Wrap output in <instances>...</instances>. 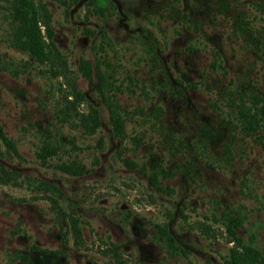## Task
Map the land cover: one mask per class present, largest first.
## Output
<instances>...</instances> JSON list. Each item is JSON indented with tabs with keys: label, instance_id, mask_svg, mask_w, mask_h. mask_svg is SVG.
Listing matches in <instances>:
<instances>
[{
	"label": "rangeland",
	"instance_id": "rangeland-1",
	"mask_svg": "<svg viewBox=\"0 0 264 264\" xmlns=\"http://www.w3.org/2000/svg\"><path fill=\"white\" fill-rule=\"evenodd\" d=\"M10 1L0 0V129L16 153L0 137L12 178L0 183V264H234L214 218L226 210L264 253V130L246 131L237 112L264 97V0H105L102 14L94 0H42L83 92L74 109L63 77L14 45ZM89 106L99 124L85 133L77 114ZM44 142L56 149L46 163ZM61 160L85 170L62 172Z\"/></svg>",
	"mask_w": 264,
	"mask_h": 264
},
{
	"label": "trees",
	"instance_id": "trees-1",
	"mask_svg": "<svg viewBox=\"0 0 264 264\" xmlns=\"http://www.w3.org/2000/svg\"><path fill=\"white\" fill-rule=\"evenodd\" d=\"M106 8L105 0H94V13L102 14ZM9 9L14 22L12 35L14 45L26 51L38 64H45L46 69L52 75L63 77L68 94L72 95V99H66L70 103V107L74 109L73 102L84 99L83 92L76 87L74 79L69 74L70 71L65 57L58 50L52 39V29L49 26L50 14L45 3L42 0H11ZM94 67L96 86H101V72L97 64ZM78 69L91 83L90 61L81 58ZM252 98L254 99H251L250 106H244V103H242L237 107V112L240 115L239 124L246 131H256L259 128L264 130V97L252 95ZM104 100L109 111V121L114 134L121 138L124 134L123 118L116 110L114 100L106 97ZM77 118L85 133L94 132L99 124L97 110L93 106H89L86 112H79ZM262 136H264V132ZM0 137L6 147L16 153L12 140L1 129ZM54 153H56L55 147L51 146L49 142H44L37 155L42 162L46 163V159ZM55 167L68 174H80L85 170L84 164L76 160H61L55 163ZM10 173L0 162V183L9 182L12 179ZM40 182L45 185V188L57 189L52 183L43 180H40ZM214 218L224 225L227 237L232 242L229 247V259L232 263L264 264V253L252 244V240L247 242L237 233L236 229L242 225V220L236 212L232 213L230 210H226ZM75 224V222L72 224L73 231L78 236L79 230ZM166 238L171 240L168 235H166ZM110 249L113 253H116L114 250L116 246L113 243H111ZM21 259L24 264L29 263L26 255H23Z\"/></svg>",
	"mask_w": 264,
	"mask_h": 264
}]
</instances>
